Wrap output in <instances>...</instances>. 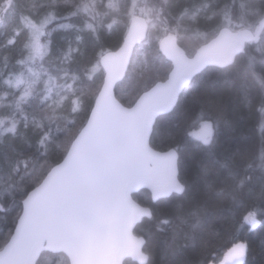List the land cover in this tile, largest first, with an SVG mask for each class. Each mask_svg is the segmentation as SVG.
I'll return each mask as SVG.
<instances>
[{
    "label": "trees",
    "instance_id": "obj_1",
    "mask_svg": "<svg viewBox=\"0 0 264 264\" xmlns=\"http://www.w3.org/2000/svg\"><path fill=\"white\" fill-rule=\"evenodd\" d=\"M34 2L37 5L35 8L32 7L33 0H15L7 15L0 13V120H3L0 125V184L6 186L10 182L17 191L21 178H26V173L33 170L45 152L55 161L67 147L62 143L64 136L55 127L43 146L37 143L41 130L35 127L32 117L41 114H34L26 105H21V109L17 110L15 102L24 86L15 90L3 82L5 78L15 79L22 72L31 79L27 66H21L17 61L23 58L21 48L31 33V29L25 32V21L19 17L35 12L39 14L36 19H39L48 10L38 7L47 0ZM250 2L258 3L259 0H95V19L82 16L77 21L81 25L91 23L94 31H84L85 54H73L78 61L72 66V75L76 80L72 81L71 76L57 79L52 87L51 102L56 108L58 123L61 127L71 128L69 121H81L86 110L92 106L103 77L98 59L103 52L113 51L120 46L132 16L149 20L147 39L133 55L136 62L134 69L144 77L140 83L148 87L144 82L148 77L146 67L152 62L165 60L158 53L160 38L173 34L192 53L223 27L252 31L261 17L245 14L240 8L241 4ZM2 3L3 0H0ZM71 3L79 4L81 0H71ZM62 22L67 21L54 17L49 22V29L54 30L59 47H64L65 38L73 35L70 30L60 29ZM14 30L20 31L19 37H14ZM10 38L15 39L14 44L8 43ZM44 42H48L46 37ZM152 53L157 55L155 59ZM262 55L264 36L257 44L247 45L230 66L206 68L184 89L173 111L157 118L150 145L158 151H166L171 144L182 141L183 129L197 110H203L205 118L211 116L213 120H218L219 129L210 146H197L181 154L179 179L185 184L186 191L178 201L174 197L172 202L153 204L147 191L133 196L139 204L152 208L157 217L165 214L172 218V223L163 231L155 229V221L149 224L145 219L134 231L137 236L147 238L144 251L150 254L154 264H190L195 260L207 262L209 256L217 257L221 264L227 251L237 243L247 246L242 264H264V175L261 171L264 157L260 153L264 116L258 109L253 111L255 101L246 108L237 91L241 76L248 73L249 79H253L249 57L255 58L252 64L258 70ZM49 62L59 66L55 56ZM52 74L59 76L58 72ZM44 79L46 77H41V81L33 86L30 104L34 105L44 94ZM68 83L73 84L71 90L66 87ZM137 85L129 88L130 97H120L121 101L128 103L144 90L133 88ZM77 104L81 110L74 113L72 109ZM24 115L29 117L26 130L23 127ZM13 122H18L15 136L7 131ZM174 125L179 127L174 128ZM169 129H172L171 133ZM22 160L26 161L27 167L20 164ZM248 164L252 167L247 168ZM17 165L19 172L13 173L12 169ZM249 175L250 180L246 179ZM174 202L181 207L174 208ZM0 204L13 211L16 207L15 202L10 203L7 197L0 200ZM13 211L0 213V249L13 230ZM250 215L257 219L253 227L244 220ZM145 229H149V232ZM173 249L176 250L175 255H172ZM165 252L168 255L162 259ZM44 255L38 264H44Z\"/></svg>",
    "mask_w": 264,
    "mask_h": 264
},
{
    "label": "snow or ice",
    "instance_id": "obj_2",
    "mask_svg": "<svg viewBox=\"0 0 264 264\" xmlns=\"http://www.w3.org/2000/svg\"><path fill=\"white\" fill-rule=\"evenodd\" d=\"M14 3L15 0H3L0 4V13L7 15ZM94 5L95 0H81L79 4H72L71 0H47V3L38 5L39 8L48 9L44 15L39 16V19H36L39 14L35 12L24 13L19 17L25 21V32L31 29V33L21 48L23 58L17 63L27 66L28 77L31 79L25 77L22 72L15 79L5 78L3 82L15 90L24 86L15 102L17 110L21 109V105H26L34 114H41L32 117L35 127L41 130L37 143L43 146L50 139L52 128L55 127V130L64 136L62 143L67 147L55 161H52L45 152L38 159L33 170L26 173V178H21L18 191L14 190L15 185L10 182L6 186L0 184V200L7 197L10 203L16 204L14 211L0 204V213L13 211V228L17 235L25 227L36 222L45 226L70 225L98 235L115 231L118 227L117 223L101 221L119 216L121 203L127 195L122 189L124 181L129 175L144 170L149 164V157L153 154L154 150L148 144L152 135L151 129L145 136L130 139L119 127L106 122L99 115L98 104L87 109L81 121H69L71 128L61 127L57 121L56 108L51 102L52 87L56 85L57 79L63 80L71 76L72 81L76 80L72 75L74 71L72 66L78 61L73 54L79 53L81 56L85 54L84 31L85 29L94 31L91 23L81 25L77 21L82 16L95 19ZM32 7H37L34 0ZM240 8L245 14L261 17L260 27L256 29V33L247 34L249 39H257L256 34L260 32V28H264V0H259L258 3L250 2L247 5L241 4ZM54 17H59L60 21H67L59 24L61 30H70L73 33L71 38H65L64 47L57 46L54 30L49 29V22ZM20 34L19 30H14V37H19ZM45 37L47 43L44 42ZM8 43L14 44L15 39L10 38ZM53 56L59 66L49 62ZM254 59L249 57L250 75L253 79L250 80L248 73H245L240 77L237 91L244 100L246 108L251 107L255 101L256 107L253 111L258 109L264 116V55L259 62L258 70L252 64ZM233 61L234 57H230L221 63L220 67H227ZM53 72H58L59 76H54ZM41 77H46L43 81L44 94L39 96L34 105L30 104L33 98V86L41 81ZM66 87L71 90L73 84L68 83ZM80 110L78 104L72 109L74 113ZM170 110L165 109V113ZM23 120V127L26 130L29 127V117L24 115ZM17 123L13 122L7 129L14 136ZM2 124L3 120H0V125ZM218 129V120H213L211 116L205 118L203 110H197L188 126L183 129L182 141L178 140L171 144L163 153L168 161L167 170L159 176L162 184L158 191L154 190L153 204L169 203L174 197L178 201V198L185 193V184L179 179L181 154L197 146H210ZM169 132L171 133L172 129H169ZM260 153L264 157V133L261 136ZM20 164L27 167L24 160L20 161ZM246 167L251 168L252 165L248 164ZM261 171L264 175V168ZM12 172L18 173L19 165L14 166ZM246 179L250 180L251 176H247ZM242 185L243 181L240 182V186ZM172 206L177 209L181 207L178 202H174ZM141 215L149 224L155 221L157 231H163L172 223L170 215L161 214L157 217L150 207L142 209ZM246 219L252 226L257 224L254 216L250 215ZM145 231L149 232V229ZM138 243L142 246L140 253H137L141 264H154L150 254H143V247L148 243L147 238L140 239ZM246 250L247 246L244 243H237L231 249L230 254H234L236 264H240V258L245 255ZM175 251L172 250V255H175ZM167 255L168 253L165 252L162 259ZM120 261V258L116 257L110 261V264H120ZM190 264H219V262L217 257L209 256L207 262L195 260Z\"/></svg>",
    "mask_w": 264,
    "mask_h": 264
},
{
    "label": "water",
    "instance_id": "obj_3",
    "mask_svg": "<svg viewBox=\"0 0 264 264\" xmlns=\"http://www.w3.org/2000/svg\"><path fill=\"white\" fill-rule=\"evenodd\" d=\"M259 27L260 21L257 28ZM256 29L250 32L246 29L236 31L234 28L223 27L214 37L198 46L192 57L186 55L175 36L162 37L157 46L159 53L171 64L167 78L156 82L130 107H126L116 98V87L125 78L135 47L148 34V21L132 17L120 46L114 51L104 52L99 58L104 75L92 105L98 104L99 115L106 122L119 127L130 139L145 136L149 129L153 131L157 118L173 111L181 93L196 76L206 68H221V63L230 57L235 60L242 54L247 44H256L264 28H260L255 40L249 39L247 35L256 33ZM198 68L200 71H196ZM165 109L171 110L165 113ZM148 144L152 148L150 140ZM152 149L154 151L149 157L148 166L139 173L129 175L122 185L127 195L121 203L119 216L101 221L117 223L115 231L98 235L70 225L45 226L36 222L17 235L13 228L8 241L0 249V264H37L43 253H62L68 258L69 264H110L116 257L120 258V264L126 261L141 264L137 253L142 248L138 241L143 237L137 236L134 231L144 219L141 210L148 207L139 204L133 196L147 191L152 201L154 190L158 191L162 184L159 176L167 170L168 164L163 155L165 151ZM244 220L247 221L246 218ZM231 249L227 251L221 264H236L234 254H230ZM143 254L148 255L144 247ZM244 258L245 255L240 258V264Z\"/></svg>",
    "mask_w": 264,
    "mask_h": 264
},
{
    "label": "rangeland",
    "instance_id": "obj_4",
    "mask_svg": "<svg viewBox=\"0 0 264 264\" xmlns=\"http://www.w3.org/2000/svg\"><path fill=\"white\" fill-rule=\"evenodd\" d=\"M263 33H264V31L260 35V38H261V36H264ZM260 38H259V40H260ZM182 45H183V47H185V45L183 43H182ZM185 49H187V48L185 47ZM188 49H189V47H188ZM152 56L155 59V57L157 55L154 54V53H152ZM134 57H133V63L131 61L130 67L128 69V73H127V76H126V78H127L126 80L127 81L126 82L123 81L119 85V87H117L118 88V91L119 92H122L121 95L123 97H125V96L130 97V93L128 92V90H129V88L131 89L132 86H134L136 84H138L137 87H133L135 89H138L139 90V89H142V88L143 89H146L147 88V87H145V85L143 83H140L143 80V78H144L143 75L142 76L139 75L138 72H136V70L134 69V67L136 65V62L134 60ZM168 69H169V64L165 60H158V62L156 61L154 63L152 62L150 64V66L146 67V73H147L148 77H146V80L144 79V82H147L146 84L149 87L153 82L159 81V80L163 79L164 76H165V73L168 71ZM147 78H149V79H147ZM248 222L249 221L247 220V223Z\"/></svg>",
    "mask_w": 264,
    "mask_h": 264
},
{
    "label": "flooded vegetation",
    "instance_id": "obj_5",
    "mask_svg": "<svg viewBox=\"0 0 264 264\" xmlns=\"http://www.w3.org/2000/svg\"><path fill=\"white\" fill-rule=\"evenodd\" d=\"M257 26H258V24H257ZM179 43V45L184 49V51L186 52V55L188 56V57H192V55L194 54V52H195V50H196V48H195V50L191 53H189L188 51H187V49H185V47H183V45H182V43L181 42H178ZM168 64H169V69H168V71L165 73V76H164V78L163 79H161V81H163V80H165L166 78H167V75H168V73H169V71L171 70V64L169 63V62H167ZM156 82V81H155ZM154 82V83H155ZM154 83H152V85L154 84ZM151 85V86H152ZM150 86V87H151ZM117 87H119V85L117 86ZM116 87V98L124 105V106H126V107H130L134 102H135V100L137 99V97L142 93V92H144V91H146V90H148L150 87H147L146 89H144L134 100H132V101H130V102H128V103H124L123 101H121V99H120V97H122L123 98V96L121 95V93L122 92H119L118 91V88ZM45 255H44V264H69V260H68V258L64 255V254H62V253H59V254H51V253H44ZM55 262V263H54ZM127 262H129V261H126L124 264H127Z\"/></svg>",
    "mask_w": 264,
    "mask_h": 264
}]
</instances>
